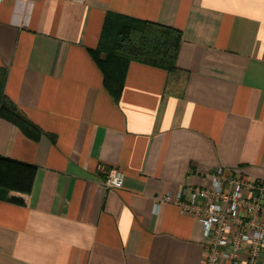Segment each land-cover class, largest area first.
Returning a JSON list of instances; mask_svg holds the SVG:
<instances>
[{
  "label": "crops",
  "instance_id": "1",
  "mask_svg": "<svg viewBox=\"0 0 264 264\" xmlns=\"http://www.w3.org/2000/svg\"><path fill=\"white\" fill-rule=\"evenodd\" d=\"M110 14L178 29L175 69L106 80ZM0 67L33 124L0 117V157L32 167L0 181V264H203L178 194L219 167L264 181V0H2Z\"/></svg>",
  "mask_w": 264,
  "mask_h": 264
},
{
  "label": "built area",
  "instance_id": "2",
  "mask_svg": "<svg viewBox=\"0 0 264 264\" xmlns=\"http://www.w3.org/2000/svg\"><path fill=\"white\" fill-rule=\"evenodd\" d=\"M124 178L125 173L116 169L104 184L120 188ZM209 178L208 186L190 188L184 199L180 192L176 202L181 212L191 213L202 224L203 264H240L242 256L247 264H264V181L246 180L222 167Z\"/></svg>",
  "mask_w": 264,
  "mask_h": 264
},
{
  "label": "trees",
  "instance_id": "3",
  "mask_svg": "<svg viewBox=\"0 0 264 264\" xmlns=\"http://www.w3.org/2000/svg\"><path fill=\"white\" fill-rule=\"evenodd\" d=\"M180 41L181 32L174 27L110 14L93 55L105 71L106 80L110 79L115 83L117 81L121 86L126 67L132 61L166 71L174 70ZM5 78L6 70L0 67V117L18 124L23 129L33 126L25 113L5 97ZM31 168L25 163L0 157V181L21 186L26 183ZM14 169L17 170V175L11 180V171Z\"/></svg>",
  "mask_w": 264,
  "mask_h": 264
}]
</instances>
